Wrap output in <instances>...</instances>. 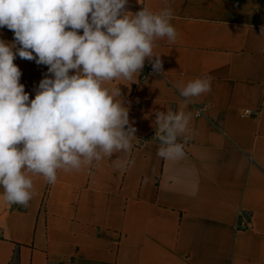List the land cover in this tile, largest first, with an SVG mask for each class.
<instances>
[{
  "label": "crops",
  "instance_id": "0c3cea01",
  "mask_svg": "<svg viewBox=\"0 0 264 264\" xmlns=\"http://www.w3.org/2000/svg\"><path fill=\"white\" fill-rule=\"evenodd\" d=\"M143 7L171 8L178 36L155 41L159 73L143 77L144 65L105 85L129 109L132 151L59 170L55 184L29 174L26 207L0 187V264H264V0H128L125 10ZM0 40L16 43L7 27ZM14 64L34 99L48 66ZM203 77L211 91L185 106L179 89ZM169 109L192 113L178 160L157 154L155 113Z\"/></svg>",
  "mask_w": 264,
  "mask_h": 264
},
{
  "label": "clouds",
  "instance_id": "9594fccd",
  "mask_svg": "<svg viewBox=\"0 0 264 264\" xmlns=\"http://www.w3.org/2000/svg\"><path fill=\"white\" fill-rule=\"evenodd\" d=\"M127 2L0 0V28L13 31L16 42L0 40V187L6 203L28 205L33 195L29 174L55 184L59 170L78 171L132 151L136 129L129 109L118 85H105L133 81L146 59L159 73L155 41L166 37L174 43L178 33L171 8L154 13L143 7L133 14L125 10ZM17 55L47 65L52 74L40 81L34 99L20 83ZM179 91L187 106L211 91V80L196 78ZM155 116L158 156L183 158L192 138V113L169 109ZM128 163L133 161L117 159L118 168Z\"/></svg>",
  "mask_w": 264,
  "mask_h": 264
},
{
  "label": "built area",
  "instance_id": "2783aa9c",
  "mask_svg": "<svg viewBox=\"0 0 264 264\" xmlns=\"http://www.w3.org/2000/svg\"><path fill=\"white\" fill-rule=\"evenodd\" d=\"M145 66H146V68H145V70L142 73L143 77H146V76H148L150 74L155 73V70L153 69V67L149 63H147L146 61H145ZM245 115H247V116L251 115V112L247 111V112H245ZM239 216L242 218V213H239ZM241 225H242V222H241Z\"/></svg>",
  "mask_w": 264,
  "mask_h": 264
}]
</instances>
